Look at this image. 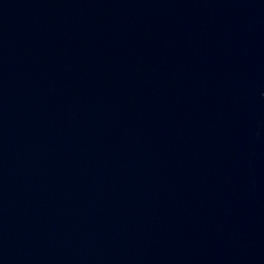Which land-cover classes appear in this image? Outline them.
Instances as JSON below:
<instances>
[{
  "label": "water",
  "instance_id": "1",
  "mask_svg": "<svg viewBox=\"0 0 264 264\" xmlns=\"http://www.w3.org/2000/svg\"><path fill=\"white\" fill-rule=\"evenodd\" d=\"M0 264H264V0H0Z\"/></svg>",
  "mask_w": 264,
  "mask_h": 264
}]
</instances>
